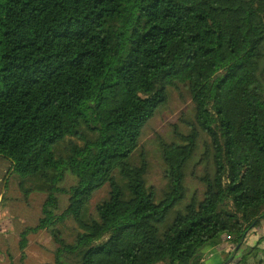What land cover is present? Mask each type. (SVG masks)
<instances>
[{
	"label": "trees",
	"instance_id": "trees-1",
	"mask_svg": "<svg viewBox=\"0 0 264 264\" xmlns=\"http://www.w3.org/2000/svg\"><path fill=\"white\" fill-rule=\"evenodd\" d=\"M167 87L187 91L196 122L180 143L158 138V198L144 153L128 158ZM201 131L202 199L160 227L187 196ZM0 160L23 198L36 182L46 195L21 262L43 230L54 248L40 264H206L204 248L239 249L264 218V0H0ZM68 217L71 242L57 228ZM236 264H264L263 234Z\"/></svg>",
	"mask_w": 264,
	"mask_h": 264
},
{
	"label": "rangeland",
	"instance_id": "rangeland-1",
	"mask_svg": "<svg viewBox=\"0 0 264 264\" xmlns=\"http://www.w3.org/2000/svg\"><path fill=\"white\" fill-rule=\"evenodd\" d=\"M166 93L168 97L167 103L156 109L153 117L142 127L138 139V147L128 158L131 164H138L141 153H144L148 162L146 180L148 184L156 189L158 198L161 191L167 187V182L163 176L164 163L158 138L160 137L169 143H180L181 141L177 137L176 131L184 135L189 134L192 129L191 123L196 122L194 105L187 91L182 90L180 93L171 87H167ZM208 140V136L201 131L196 151L186 166L185 184L187 196L173 207L164 222L159 225L160 227L169 223L175 211L182 209L192 196L196 200L202 199L204 187L195 175L201 174L204 170V162L199 163L198 160L201 154L205 152ZM7 166V162L0 160V199L1 196H4L0 203V264H40L44 261H52L54 244L50 235L43 230L28 235L29 242L25 248V259L21 262L20 255H18L20 252L18 253L17 251L16 243L19 241L20 233L27 226L36 224L41 217V205L46 195L40 191L39 183L31 182L34 189L26 199L23 198L18 186L20 176L9 174L3 180ZM6 181L7 183H5ZM73 181L72 176H67L63 185L68 186ZM108 191V184H105L91 195L84 206V217L95 216V205L108 197ZM57 196L61 211L67 206V195L58 194ZM57 228L67 242L73 240L77 231L76 225L70 217L59 223ZM18 256L19 263L17 262ZM14 257L15 262H12Z\"/></svg>",
	"mask_w": 264,
	"mask_h": 264
},
{
	"label": "crops",
	"instance_id": "crops-1",
	"mask_svg": "<svg viewBox=\"0 0 264 264\" xmlns=\"http://www.w3.org/2000/svg\"><path fill=\"white\" fill-rule=\"evenodd\" d=\"M250 233L247 235L245 242L242 246H240L239 249H233L232 245H230L229 243H223L213 248H204L202 253L203 258L206 259V264H236V261L239 259L240 255L245 250L256 244L258 240V235H264V218L260 220L259 227L252 229ZM16 245L17 251L19 253L20 251L18 248V243H16ZM18 255H20V253ZM17 258V262L19 263V256ZM12 262H15V257L13 258Z\"/></svg>",
	"mask_w": 264,
	"mask_h": 264
}]
</instances>
